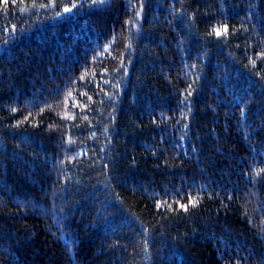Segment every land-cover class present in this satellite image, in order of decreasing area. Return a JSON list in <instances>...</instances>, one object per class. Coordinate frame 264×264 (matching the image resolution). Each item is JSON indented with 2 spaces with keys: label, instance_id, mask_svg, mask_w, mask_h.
<instances>
[{
  "label": "trees",
  "instance_id": "1",
  "mask_svg": "<svg viewBox=\"0 0 264 264\" xmlns=\"http://www.w3.org/2000/svg\"><path fill=\"white\" fill-rule=\"evenodd\" d=\"M50 2L0 0V264H264V0Z\"/></svg>",
  "mask_w": 264,
  "mask_h": 264
},
{
  "label": "snow or ice",
  "instance_id": "2",
  "mask_svg": "<svg viewBox=\"0 0 264 264\" xmlns=\"http://www.w3.org/2000/svg\"><path fill=\"white\" fill-rule=\"evenodd\" d=\"M99 2L103 3V2H105V0H99ZM54 3H55V0H51V2H50L49 5H41V7H48V6H51ZM74 7H76L75 4H73L71 8L70 7H65L64 8V12H71L72 11V8H74ZM57 15H59V13H57ZM227 33H228V29L227 28H224L223 29V32L221 30H216V35L217 36H221L222 34L227 35ZM253 63H255V62L253 61ZM81 79H83V77H81ZM69 95H71V93H69ZM13 111H16V109H13ZM25 119H27V117H25ZM260 171H264V169H261ZM258 174H259V172H257V175ZM190 203L192 204V206H195L196 201L195 200H192V201H190ZM162 206L163 205H161V204H158L157 205L158 208L159 207H162ZM180 207L184 208V210L187 211V206L180 205Z\"/></svg>",
  "mask_w": 264,
  "mask_h": 264
}]
</instances>
